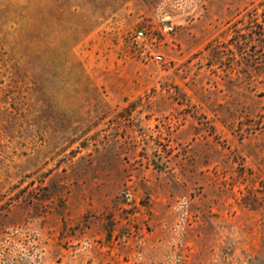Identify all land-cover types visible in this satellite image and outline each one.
<instances>
[{
  "label": "rangeland",
  "instance_id": "1",
  "mask_svg": "<svg viewBox=\"0 0 264 264\" xmlns=\"http://www.w3.org/2000/svg\"><path fill=\"white\" fill-rule=\"evenodd\" d=\"M0 264H264V0H0Z\"/></svg>",
  "mask_w": 264,
  "mask_h": 264
},
{
  "label": "built area",
  "instance_id": "2",
  "mask_svg": "<svg viewBox=\"0 0 264 264\" xmlns=\"http://www.w3.org/2000/svg\"><path fill=\"white\" fill-rule=\"evenodd\" d=\"M135 37L139 38V39L144 38L145 37L144 30L143 29L137 30L136 33H135ZM152 58L154 60H160L161 59V55L159 53H155V54H152Z\"/></svg>",
  "mask_w": 264,
  "mask_h": 264
}]
</instances>
